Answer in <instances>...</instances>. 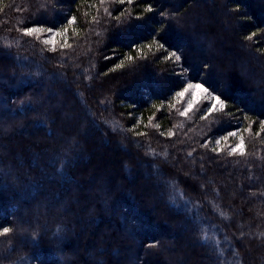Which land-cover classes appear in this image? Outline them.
<instances>
[{
	"label": "trees",
	"instance_id": "16d2710c",
	"mask_svg": "<svg viewBox=\"0 0 264 264\" xmlns=\"http://www.w3.org/2000/svg\"><path fill=\"white\" fill-rule=\"evenodd\" d=\"M261 124L264 0H0V264H264Z\"/></svg>",
	"mask_w": 264,
	"mask_h": 264
},
{
	"label": "snow or ice",
	"instance_id": "6c2138e0",
	"mask_svg": "<svg viewBox=\"0 0 264 264\" xmlns=\"http://www.w3.org/2000/svg\"><path fill=\"white\" fill-rule=\"evenodd\" d=\"M120 2H123V0H120ZM129 2H131V0H129ZM149 11H151V9H149ZM44 31H49L51 32L52 29H44L42 27H32V28H28L26 29L23 34L27 35V36H31L33 34L36 33H41ZM39 38V37H37ZM43 43L45 45L51 44L52 41L45 39L43 41ZM53 51H55V48H52ZM177 59H179V57H177ZM195 89L197 92H201V93H207L208 89L205 88L202 84H189L186 88H184L183 91L179 92L178 95L180 97H183L185 95V93H187L189 91V89ZM211 100L214 101V103H212L211 108L208 109L209 112H212L216 109L217 105H219L221 108H223V102L221 100V98L219 96H212ZM196 102L195 96H193L192 101H190L187 105V107L184 109V111H182L180 114L183 116H187L188 112L192 110L194 103ZM261 128L264 129V124H261ZM217 144H219V141L216 142ZM215 151V149H213ZM237 152H239L241 155L244 154V146H243V142L241 141L240 144H238L235 148H232L231 151L229 152V155H233L236 154ZM9 231L8 228H4L3 229V233L0 234H5Z\"/></svg>",
	"mask_w": 264,
	"mask_h": 264
},
{
	"label": "rangeland",
	"instance_id": "374dc122",
	"mask_svg": "<svg viewBox=\"0 0 264 264\" xmlns=\"http://www.w3.org/2000/svg\"><path fill=\"white\" fill-rule=\"evenodd\" d=\"M231 29L234 28L232 25L230 26ZM231 57V56H229ZM190 84H197V83H190ZM189 85V84H188ZM187 85V86H188ZM204 86V85H203ZM205 87V86H204ZM206 88V87H205ZM193 96H195L196 102L193 105V108L198 107L200 105H204V103L207 105L214 103V101L211 100L212 96H216L214 95L212 92H210L209 90L207 91V93H201V92H197L194 88L193 89H189V91L187 93H185V95L182 97V104L185 105L187 107L188 103L190 101H192ZM219 105H217L218 107ZM241 142H237V144L234 146V148L240 144Z\"/></svg>",
	"mask_w": 264,
	"mask_h": 264
}]
</instances>
